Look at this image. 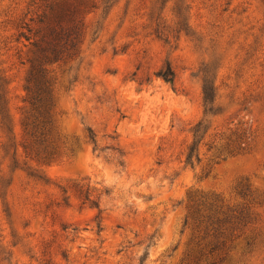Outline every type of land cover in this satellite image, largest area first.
I'll return each mask as SVG.
<instances>
[{"label":"rangeland","instance_id":"rangeland-1","mask_svg":"<svg viewBox=\"0 0 264 264\" xmlns=\"http://www.w3.org/2000/svg\"><path fill=\"white\" fill-rule=\"evenodd\" d=\"M39 2L0 0L17 163L43 176L10 164L12 147L0 151V264H190L187 207L212 196L251 218L224 264H264V0H183L182 19L179 0H97L79 57L49 66L66 147L44 162L18 142L29 66L14 40ZM166 65L173 81L156 74ZM205 76L215 93L206 112ZM201 119L200 160L184 165ZM236 145L245 148L230 155Z\"/></svg>","mask_w":264,"mask_h":264},{"label":"trees","instance_id":"trees-1","mask_svg":"<svg viewBox=\"0 0 264 264\" xmlns=\"http://www.w3.org/2000/svg\"><path fill=\"white\" fill-rule=\"evenodd\" d=\"M34 14L26 15L17 23V35L15 41L26 47L23 51L17 50L21 62L28 63V72L25 77L27 92V107L23 111L20 120L21 132L19 145L24 157L33 152L36 161H51L57 158L66 147L65 140L58 130V110L56 95L52 88L49 66L59 61L77 58L80 54V46L83 40V17L91 9L97 6V0H39ZM177 18H181L183 0H179ZM158 18V17H157ZM182 19V18H181ZM158 20V21H157ZM156 20L158 25L160 18ZM178 22V21H177ZM157 75L165 80L173 81L174 69L166 65L159 70ZM8 77L4 69L0 67V131L3 141L0 151L3 156L10 153V164L26 170L27 174L37 180H43L40 168L37 165L28 164L18 166L17 139L13 129L12 117L8 109L7 89ZM203 101L206 110H211L210 104L214 100V86L207 76L202 84ZM203 124L199 120L193 127V141L180 152L184 165H193V160H200L198 143L195 140ZM201 138V137H200ZM87 141L92 144V149L97 148V140L93 131L87 129ZM199 142V141H198ZM245 147L236 145L227 148L230 155L241 153ZM219 157V155H216ZM31 157V158H33ZM224 158V157H223ZM27 159L23 163H27ZM217 162V161H216ZM88 199L90 193L86 194ZM193 199V198H192ZM191 199V200H192ZM95 203L94 200H91ZM51 203L47 205L50 208ZM55 213V210H52ZM250 215L246 206L229 207L221 202L217 196L210 197L208 201H194L187 207L184 223L189 224L195 232V240L190 264H224L228 252L233 249V240L242 233V229L250 222ZM238 231V232H237ZM209 237L205 242L201 239ZM246 246L250 240L246 239ZM143 260L140 259L139 264Z\"/></svg>","mask_w":264,"mask_h":264}]
</instances>
